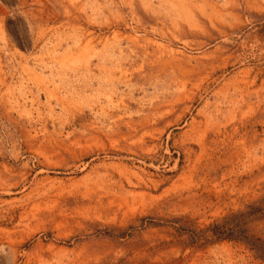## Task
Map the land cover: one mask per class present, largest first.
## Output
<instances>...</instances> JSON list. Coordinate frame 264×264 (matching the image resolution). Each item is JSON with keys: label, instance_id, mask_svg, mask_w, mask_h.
I'll return each mask as SVG.
<instances>
[{"label": "rangeland", "instance_id": "1", "mask_svg": "<svg viewBox=\"0 0 264 264\" xmlns=\"http://www.w3.org/2000/svg\"><path fill=\"white\" fill-rule=\"evenodd\" d=\"M0 264H264V0H0Z\"/></svg>", "mask_w": 264, "mask_h": 264}]
</instances>
